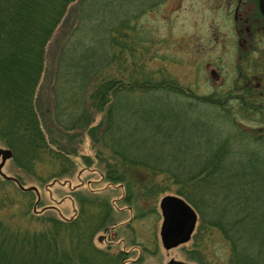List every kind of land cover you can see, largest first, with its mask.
Wrapping results in <instances>:
<instances>
[{
    "label": "rangeland",
    "instance_id": "obj_1",
    "mask_svg": "<svg viewBox=\"0 0 264 264\" xmlns=\"http://www.w3.org/2000/svg\"><path fill=\"white\" fill-rule=\"evenodd\" d=\"M221 17L219 13H210L204 6V0H75L47 45L45 70L37 99L43 125L51 133L48 137L54 144L52 150L67 155L72 163L70 173L51 178L63 166L55 164L49 168L39 165L37 173L41 178H38L16 168L11 160L7 161L3 173L19 180L25 188L36 187L40 197L35 206V193L25 195L27 192H22L14 183L6 184L0 177L3 181L0 182V221L32 231L44 230L49 220L71 223L79 215L84 218L80 227H85L87 232L92 207L87 209L85 203H92L97 207L93 211L103 218L99 230L92 237V251L97 252L99 258L86 255L84 264H166L173 259L195 264H227L229 245L218 230L209 227L217 216L212 211L211 214L206 211L207 216H202L189 203L197 217L189 242L169 250L162 246L160 200L167 195L184 200L177 196L173 181L158 177L154 182L152 175L143 170H132L131 175H126L137 185L130 182L110 184L106 181L104 174L107 166H119L117 160L121 156H116L118 152L112 144L103 148L98 141L101 130L97 125L102 119L105 120L102 113L91 107L89 96L95 80L91 85L88 82V79H95V72L101 73L99 77L103 79L114 76L125 81V77L134 73L135 78H139L141 69L151 79L164 83L161 91L131 94L127 106L132 107L136 114L132 122H127L130 126L123 129L125 133L133 128V124L139 125L137 138L142 147L135 148L132 156L141 159L145 155L143 149L154 154L155 142L160 136L156 133L153 115L160 105L159 110H168L170 106L174 110L190 111L189 115L194 113L200 122L214 119L213 113L219 110L209 103H196L187 96L209 97L216 90L210 81V69L205 70L203 66L200 69V66L213 56L209 20L212 18L222 22L223 27L219 29L222 33L226 31L225 20ZM120 56L126 60L125 70L118 63ZM199 72L200 76L197 75ZM165 103L170 105L163 106ZM256 105L259 106V103ZM54 109L62 116L73 112L75 116L79 114L73 119V124H79L67 132L68 135L61 133L62 126L53 120ZM140 110L147 112L150 123L144 117L139 118ZM82 115L86 118H81ZM62 116L59 120L61 124L71 123ZM85 119L88 121L83 123ZM143 121L148 127L143 125ZM224 121V131L215 138L214 149L226 143L228 157L222 162L223 168H226L227 164L250 157L251 151L245 150V146L236 145L231 138L236 133L244 135L248 129L255 132L264 130V113L261 115L252 111V115L243 113L237 117V122ZM80 122L84 127H80ZM113 122L115 125V120ZM132 140L138 143L134 138ZM196 140L198 143L200 139ZM203 145V141L197 147L191 145L186 154L182 153V159H188L192 154L198 156L204 152ZM0 148H5L1 142ZM187 168L193 170L200 167L197 164ZM117 170L123 169L117 167ZM146 185H155L153 195L149 189L141 190ZM162 190L165 192L158 194ZM67 233L70 244L63 241ZM67 233L58 230V246L60 250H68L71 263L77 264L76 255L71 252L72 235ZM100 237L101 243L98 242ZM83 243L84 239L81 248L76 251L81 257L85 254L82 251ZM108 255H120L122 262Z\"/></svg>",
    "mask_w": 264,
    "mask_h": 264
},
{
    "label": "trees",
    "instance_id": "obj_2",
    "mask_svg": "<svg viewBox=\"0 0 264 264\" xmlns=\"http://www.w3.org/2000/svg\"><path fill=\"white\" fill-rule=\"evenodd\" d=\"M74 1L0 0V142L12 152L11 162L16 168L38 178H41L37 173L39 165H47L49 168L55 164L63 166L51 178L69 174L72 165L67 155L52 150L54 144L48 137L51 133L43 125L37 99L45 70L47 45L61 27L68 8ZM118 58V63L125 70L124 56L123 59L121 56ZM95 73V79H88L90 85L95 80L89 99L93 110L102 113L105 120L102 119L97 125L101 130L98 141L103 148L112 144L118 152L116 156H121L117 160L119 166L115 164L116 169L111 164L107 166L104 174L106 181L110 184L130 182L137 185L126 177L132 174V170L147 172L152 175L154 182L158 177L168 178L173 181L177 196L195 207L202 216H207V212L211 214V211L217 216L209 227L218 230L229 245L227 264H264V130L258 129L255 132L248 129L242 136L236 133L231 139L236 145L245 146V150L251 151V154L248 159L227 164L226 168L222 164L228 157L226 143L221 144L217 150L214 149L215 138L224 131V120L233 122L243 113L252 115L253 111L262 115L264 112L257 109H219L213 111L214 119L200 122L194 113L189 115L190 111L174 110L168 106L169 103L162 104L168 106V110H159L162 107L160 105L153 115L156 133L160 136L155 142V153L143 149L145 155L137 159L132 153L135 148L139 149L140 145L142 147L137 138L138 123L133 124L129 132L123 133V129L130 126L127 122H132L136 114L127 103L132 93L151 94L161 91L164 83L151 79L141 69L139 78H135L134 73L133 76L125 77V81L114 76L103 79L99 77L101 73ZM187 97L197 101L196 103H212V96L195 97L192 94ZM141 110L139 118L144 117L150 123L147 112ZM53 116L55 123L62 126L61 133L66 135L79 124H73V119L79 116H75L74 112L62 116L54 109ZM61 116L71 123L61 124ZM81 118L86 117L82 115ZM86 121L88 120L85 119L83 123ZM143 125L148 127L144 121ZM82 126L84 127L80 122V127ZM121 135L122 139L119 140ZM196 139H200L198 143H205L204 152L198 156L192 154L183 160V154H186L191 145L197 147ZM197 164L200 168L188 170L187 167H195ZM117 167L123 170L118 171ZM4 182L14 185L12 181ZM154 187L155 185H146L141 190L149 189L153 195ZM161 192L165 191L158 194ZM31 194L33 193L27 192L25 195ZM85 206L87 209L92 207L87 232L85 227H80L84 218L79 215L71 223L49 220L44 230L32 231L0 221V264H72L70 252L59 249L58 230L72 235L71 252L76 255L77 264H84L86 255L99 258L98 253L92 251V237L99 230L103 218L93 211L97 209L96 205L85 203ZM69 236L67 233L63 239L68 244ZM82 239L84 257L77 254ZM116 257L118 259H113L121 263L120 255ZM195 261L199 262L197 259Z\"/></svg>",
    "mask_w": 264,
    "mask_h": 264
},
{
    "label": "flooded vegetation",
    "instance_id": "obj_3",
    "mask_svg": "<svg viewBox=\"0 0 264 264\" xmlns=\"http://www.w3.org/2000/svg\"><path fill=\"white\" fill-rule=\"evenodd\" d=\"M204 6L212 14H221L226 26L222 33L219 28L223 23L209 20L213 56L200 66V69L202 66L205 70L210 69V81L216 89L211 94L212 106L233 111L263 110L264 0H204ZM197 75L200 76V72ZM175 240L169 238L167 245ZM170 262L191 263L175 259Z\"/></svg>",
    "mask_w": 264,
    "mask_h": 264
},
{
    "label": "water",
    "instance_id": "obj_4",
    "mask_svg": "<svg viewBox=\"0 0 264 264\" xmlns=\"http://www.w3.org/2000/svg\"><path fill=\"white\" fill-rule=\"evenodd\" d=\"M12 152L6 148H0V177L3 180L14 182L17 187L23 192H34L37 196V202L39 201V192L36 187H23L17 179L7 176L3 173V168L8 160H11ZM159 209L162 213L163 222L160 230V239L162 246L169 250L175 248L181 244L189 242L191 235L195 229V223L197 220L196 213L190 205L179 197L167 195L160 200ZM169 238L176 239L171 245H167ZM98 242H102V238L98 239ZM176 263L170 262L169 264ZM179 263V262H178ZM179 264H188L180 262Z\"/></svg>",
    "mask_w": 264,
    "mask_h": 264
}]
</instances>
